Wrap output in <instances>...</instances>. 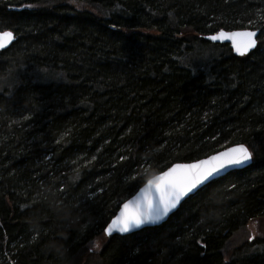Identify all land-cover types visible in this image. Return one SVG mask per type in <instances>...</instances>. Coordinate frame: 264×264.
<instances>
[{
    "label": "trees",
    "instance_id": "16d2710c",
    "mask_svg": "<svg viewBox=\"0 0 264 264\" xmlns=\"http://www.w3.org/2000/svg\"><path fill=\"white\" fill-rule=\"evenodd\" d=\"M30 5V6H29ZM264 0H0V264H264ZM259 32L243 57L207 37ZM43 70L65 83H37ZM243 144L252 164L161 226L105 228L149 179Z\"/></svg>",
    "mask_w": 264,
    "mask_h": 264
},
{
    "label": "snow or ice",
    "instance_id": "6c2138e0",
    "mask_svg": "<svg viewBox=\"0 0 264 264\" xmlns=\"http://www.w3.org/2000/svg\"><path fill=\"white\" fill-rule=\"evenodd\" d=\"M30 6V5H29ZM264 20V17H261ZM264 35V33H261ZM257 31L225 32L207 37L210 41L229 40L241 55L257 45ZM16 39L12 31H0V50L6 48ZM252 160V152L243 144H238L226 151L192 165H176L149 180L137 201L124 204L120 215L104 230L109 236L112 233H129L145 225H155L169 215L180 201L192 193L198 186L210 181L216 174L231 167L243 166ZM99 248V243L96 245Z\"/></svg>",
    "mask_w": 264,
    "mask_h": 264
},
{
    "label": "rangeland",
    "instance_id": "374dc122",
    "mask_svg": "<svg viewBox=\"0 0 264 264\" xmlns=\"http://www.w3.org/2000/svg\"><path fill=\"white\" fill-rule=\"evenodd\" d=\"M43 73H39L36 77L35 81L37 83L51 84V83H65L67 82V77L62 72H51L49 70H43ZM15 83L13 79H3L0 81V91L2 88L7 87L11 88V84ZM11 86V87H10ZM264 233V219L254 221L250 225H248L242 234L237 235L235 238L233 237L230 241L229 246L236 248L240 246L243 242H246L249 238L252 240L253 238L258 237ZM249 239V240H250ZM106 237L104 235L100 236L95 242L91 243L84 251L83 255H79L76 258L75 264H83L88 260V257L92 253L100 250L101 246L106 242ZM97 243H99V248L96 247Z\"/></svg>",
    "mask_w": 264,
    "mask_h": 264
},
{
    "label": "water",
    "instance_id": "95a60500",
    "mask_svg": "<svg viewBox=\"0 0 264 264\" xmlns=\"http://www.w3.org/2000/svg\"><path fill=\"white\" fill-rule=\"evenodd\" d=\"M245 30H247V31H256V30H251V29H241V30L225 31V32H229V33H230V32H242V31H245ZM223 31H224V30H223ZM216 34H217V33H216ZM213 35H214V34H213ZM258 36H259V32L257 31V36H256L257 45H258ZM207 40H208V39H207ZM14 41H15V39L12 41L11 44H9L6 48H4V49H2V50H0V51H4V50L8 49V48L14 43ZM209 41H210V40H209ZM211 42H213V43H218V44H229L230 47H231V49H232V51H233V53H234V55L237 56V57H243V56H246V55H248L249 53H251L252 51H254V50L257 48V45H256V47L253 48V49H251V50H249V51L247 52V54L241 56V55L235 50V48L233 47L232 41H229V40H226V39H225V40L211 41ZM234 146H236V145H234ZM234 146H231V147H234ZM231 147H228V148H226V149H224V150H222V151H220V152H218V153L212 154V155H210V156H208V157H206V158H204V159H201V160H199V161H195V162H192V163H178V164H174V165L171 166L170 168H172V167H174V166H176V165H192V164H198V163H200L201 161H208L211 157L216 156V155H218L219 153H222V152L226 151L227 149H229V148H231ZM246 147H247V146H246ZM251 164H252V160H251L249 163H247V164H245V165H243V166L227 168L226 170H224V171H222V172L216 174L215 177H214L213 179H211L210 181H205L204 184L198 186V188L195 189L192 193H189L188 196L184 197V198L180 201V203L177 205V207H176L175 209H173V211L170 212L169 215H168L167 217H165L162 221H160L158 224H155V225H145V226H143L142 228H140V229H134L133 231H131V232H129V233H119V232H115V231H114V232L112 233L111 236H114V235L127 236V235H130V234H133V233L139 232V231H141V230H143V229H147V228H152V227H158V226H161L163 223H165V222L169 219V217H170L174 212H176V211L180 208L181 204H182L186 199H188L190 196H192V195H194L195 193H197L198 190L202 189V188H203L204 186H206L207 184H209V183H211V182H213V181H216V180H218V179H220V178H222V177L228 175L230 172H233V171H236V170H242V169H245L246 167L250 166ZM170 168H169V169H170ZM169 169H167L166 171H168ZM166 171H164V172H166ZM164 172H163V173H164ZM163 173L158 174V175L152 177V178L149 179V180H153V181H154L158 176L162 175ZM149 180H148V181H149ZM148 181H147V182H146V183H145V184H144V185H143V186H142V187H141V188H140V189H139V190H138V191H137V192L131 197V198H129L128 200H126V201L120 206L118 212L116 213V215L114 216V218H113L112 220H114L116 217H118V216L120 215V212L123 210V206H124V204L129 203V202H132V201H137V199H138L139 197H141V194H142L143 190L148 186ZM112 220L109 222V224L112 222ZM109 224H108V225H109ZM108 225H107V226H108ZM106 228H107V227H106ZM106 228H105V229H106ZM105 234H106V233H105ZM106 236L111 237V236H109V235H107V234H106Z\"/></svg>",
    "mask_w": 264,
    "mask_h": 264
}]
</instances>
